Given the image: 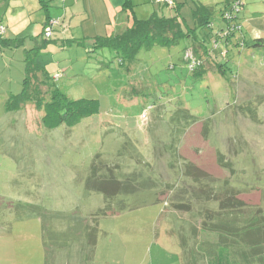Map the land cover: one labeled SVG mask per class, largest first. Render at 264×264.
I'll return each instance as SVG.
<instances>
[{
	"label": "rangeland",
	"instance_id": "1",
	"mask_svg": "<svg viewBox=\"0 0 264 264\" xmlns=\"http://www.w3.org/2000/svg\"><path fill=\"white\" fill-rule=\"evenodd\" d=\"M242 3L243 32L231 41L225 40L227 24L220 13L212 18V29L197 30L216 57L203 63L206 72L199 77L188 68L190 40L141 51L130 72L115 52L93 49L89 40L73 47L78 54L41 53L37 62L63 72L57 85L71 99L98 102V113L73 128L46 129L45 112L34 103L6 110L9 97L23 92L26 51L37 43L29 37L22 48L3 49L0 264H181L179 235L190 250L193 224L175 211V197L165 187L177 186V202L195 199L189 215L198 214L199 188L179 179L186 162L213 175L209 187L215 194L238 193L264 213V0ZM19 19L9 38L26 32L17 27ZM253 28L262 30L263 43ZM93 175L113 176L126 186L111 205L115 214L100 217L107 207L97 191L100 180H88ZM166 192L168 197H161ZM166 202L171 205L165 208ZM95 219L98 244L87 260Z\"/></svg>",
	"mask_w": 264,
	"mask_h": 264
},
{
	"label": "trees",
	"instance_id": "2",
	"mask_svg": "<svg viewBox=\"0 0 264 264\" xmlns=\"http://www.w3.org/2000/svg\"><path fill=\"white\" fill-rule=\"evenodd\" d=\"M155 1L172 10H177L174 0V6H170L166 2ZM238 1L241 4L240 11L237 12L233 8L237 0H231L221 13L222 19L227 24V29L224 31L226 42L231 41L238 32H243V24L239 20L244 5L242 0ZM42 2L46 5L44 0ZM228 13L233 14L231 20L225 18ZM212 18L213 14L208 10L205 12L204 6H200L195 11L196 26L189 28L178 12L173 16L155 13L146 20L134 19L131 26L117 30L108 37H96L92 47L97 50L108 49L115 52L120 64L130 72L132 67L138 63V54L141 51L153 50L158 47L172 48L182 40H190L192 45L185 51L188 55V68L191 63L195 62V68L189 69L193 76L199 77L206 72V69L202 68L205 66L203 63L216 61L213 51L209 50L203 41H199L197 34L198 29H212ZM4 35L5 33L0 30V45L3 48L18 49L25 44L24 39H4ZM42 37V45L27 52L23 92L9 97L5 106L6 110L8 112L21 111L26 104L34 103L39 111L45 112L41 122L46 129L54 130L62 125L73 128L84 119L91 118L98 113V102L87 99L73 100L58 87L57 83L63 78V74H58L61 77L57 79V75L54 77L44 65L37 62L42 51L55 42L53 37L46 38L44 32ZM222 37V34H219L217 38L215 37L214 49L219 47V40ZM256 41L263 43V38ZM75 42L80 44L78 41H67L64 43V47L66 48V45L70 46ZM242 43L245 45L244 40ZM218 67L221 69L222 65ZM44 88L49 90L46 97L44 95L47 91L45 90L44 93ZM217 157L218 162L221 160V163H224V161L222 162L223 156L217 155ZM184 167L186 169L184 168L183 172L178 174L179 179H182V182L190 181L193 190L199 188V196L196 197L199 202L198 214L193 216V219L190 217L192 211L189 208L195 199L188 203L177 202L174 194L177 186L165 187L171 197H175L176 203L172 205L175 211L185 219L189 216L188 220L190 224H193L192 238L195 242L190 250L186 248L183 235H179L182 247L181 264H198L201 262L206 264H264V213L259 206L252 207L246 204L239 198L238 193L233 195L230 191H225L221 195L215 194L211 189L212 187H209L213 180L211 177L213 175L210 172L202 167L198 169L195 164H188V162L185 163ZM91 178L96 182L100 180L97 179L96 175L90 176L88 180L90 181ZM104 178L98 182L97 186V191L103 194L107 207L100 211L102 215L100 217L109 213L115 214V212H110L111 205L126 187L123 182L116 180L113 176ZM179 189L181 193L184 191L183 187ZM133 190L134 188L129 191L133 192ZM167 192L161 194V197H168L169 193ZM214 202L219 203L216 208L208 206ZM170 205L166 202L165 208ZM175 207L178 210H186L179 212ZM98 220L95 219V226L89 230L87 260L94 258L97 248Z\"/></svg>",
	"mask_w": 264,
	"mask_h": 264
},
{
	"label": "crops",
	"instance_id": "3",
	"mask_svg": "<svg viewBox=\"0 0 264 264\" xmlns=\"http://www.w3.org/2000/svg\"><path fill=\"white\" fill-rule=\"evenodd\" d=\"M44 1L46 5L43 4L42 0H0V25L4 27V39H24V43L26 44L27 39L31 37L32 41L37 43L36 47H39L43 43L42 35L45 27L50 21H57L58 24L54 27V31L57 30L55 42L42 51V54H44L43 52H47V54L56 57L60 52L62 53L59 56L63 53L78 54L80 50L73 48L74 46L87 45V41L89 40L91 41L90 47H92L96 37H108L117 30L131 26L134 19L146 20L155 13L173 16L178 12L184 20L185 25L193 28L196 26L195 11L200 6H204L205 12L208 10L214 17L218 13L221 15L223 9L231 0H174L177 10H172L163 4L156 3L155 0ZM12 9L13 12L11 13ZM17 15L22 16V19L18 21L21 24L17 27H25L26 32L22 35L18 34L22 36L20 38H9L13 33H17L15 32ZM3 21L6 24H3ZM253 31L255 39H261L262 30L253 28ZM67 41H78L82 44L75 42L70 46L66 45L65 48L64 43ZM3 49L5 48L0 45V53L3 52ZM47 70L54 77L60 74L53 67ZM84 246L80 245L81 249ZM81 256L83 257L84 254ZM84 264L86 263L84 262Z\"/></svg>",
	"mask_w": 264,
	"mask_h": 264
},
{
	"label": "built area",
	"instance_id": "4",
	"mask_svg": "<svg viewBox=\"0 0 264 264\" xmlns=\"http://www.w3.org/2000/svg\"><path fill=\"white\" fill-rule=\"evenodd\" d=\"M158 1H160V2H166V3H168L170 6H174V2H173V0H158ZM233 8H234V10L237 11V12L240 11V8H241L240 1L237 0V2L234 4V7H233ZM225 18H226L227 20H231V19L233 18V14L228 13V14L225 15ZM57 24H58V22L55 21V20H54V21H50V22L48 23V25L45 27V30H44V36H45L46 38H51V37H53L54 27H55ZM0 30H1L2 33H4V27H1ZM239 30H240V28H239ZM189 68H190L191 70L194 69V68H195V62L191 63L190 66H189ZM60 77H61L60 75H57L56 78L59 79ZM142 118H143L144 120L147 119V112H145V113L143 114Z\"/></svg>",
	"mask_w": 264,
	"mask_h": 264
}]
</instances>
